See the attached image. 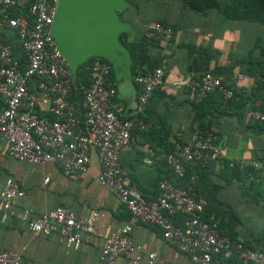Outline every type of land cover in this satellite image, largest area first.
Masks as SVG:
<instances>
[{
    "label": "crops",
    "instance_id": "obj_1",
    "mask_svg": "<svg viewBox=\"0 0 264 264\" xmlns=\"http://www.w3.org/2000/svg\"><path fill=\"white\" fill-rule=\"evenodd\" d=\"M127 1L130 7L119 16L132 26L134 34L121 35L120 42L131 56L135 97L126 87L121 93L117 90L114 104L122 118L143 120L145 129L134 128L129 144L120 152L125 185L140 192L147 201L157 198L159 182L171 177L159 157L165 153L161 146L187 142L197 128L193 122V99L185 84L205 73L220 77L233 89L235 98L222 101L213 93L203 104L208 129L219 136L222 158L206 167H190L188 174L196 176L195 193L203 204V217L216 222L219 231L235 242L263 250L264 125L251 120L248 112L264 113V84L256 80L264 76V25L225 20L216 11L195 14L177 1L145 0L144 6L149 5L150 11L144 14L138 0ZM19 2L24 5L25 0ZM159 21L172 26V40L143 43L141 38L147 37L150 26ZM193 46L211 48L216 54L204 63L190 52L189 47ZM158 67L164 73L163 84L146 104H141V88L134 77ZM238 75L243 78L239 80ZM113 80L116 81L114 72ZM3 109L0 99V112ZM161 139L163 144L158 147ZM100 174L94 154L87 173L66 176L57 163L34 165L13 160L0 139V191L6 179L11 178L25 192L16 201V209L42 214L63 206L79 216L97 213L95 223L77 249L66 248L57 236H34L15 217L0 215V251L21 254L22 264H105L98 259L99 246L118 228L129 225L132 243L140 249L142 260L146 254L154 253L156 264H192L188 254L163 240L157 227L132 219L115 194L100 184ZM180 185L187 189L189 177ZM181 218L173 221L180 223ZM116 264L132 263L119 258ZM216 264L225 262L218 258Z\"/></svg>",
    "mask_w": 264,
    "mask_h": 264
},
{
    "label": "built area",
    "instance_id": "obj_2",
    "mask_svg": "<svg viewBox=\"0 0 264 264\" xmlns=\"http://www.w3.org/2000/svg\"><path fill=\"white\" fill-rule=\"evenodd\" d=\"M57 2L25 0L22 5L19 0H0V99L4 104L0 112V139L7 155L34 165L57 163L66 176H76L88 172L94 154L101 168L100 184L115 194L132 219L157 227L163 240L188 254L192 264H216L218 258L225 264L230 261L264 264V248L253 250L235 242L219 231L216 222L203 217V204L195 193L196 176H188L187 189L161 180L158 196L152 201L125 185L120 152L129 144L132 130L145 129V123L119 114L114 104L117 87L111 77L112 68L102 58L94 57L90 61L91 82L83 89L80 108L70 101L75 86L67 62L50 34ZM3 27L16 33L24 63L14 56L2 35ZM146 36L167 43L173 38V30L155 22ZM163 78L159 67L135 76L134 81L141 88L139 103H147L163 84ZM242 78L238 75L239 80ZM256 80L264 84V76ZM185 87L195 103L211 93L224 101L234 96L228 84L210 73L190 78ZM248 116L264 124L263 112L250 110ZM219 141L215 132L196 128L189 141L174 142L172 149L159 157L177 178L183 179L190 167H206L222 158ZM147 153L153 155L150 150ZM24 194L16 181L6 179L0 191V215L15 217L34 236H57L66 248L77 249L97 219L96 212L79 216L63 206L42 214L16 209V201ZM175 216L183 217L181 225L173 222ZM130 232L131 227L124 225L107 236L98 248L99 261L116 264L119 258H125L132 264H156L154 253L141 259ZM0 264H22V256L0 251Z\"/></svg>",
    "mask_w": 264,
    "mask_h": 264
},
{
    "label": "water",
    "instance_id": "obj_3",
    "mask_svg": "<svg viewBox=\"0 0 264 264\" xmlns=\"http://www.w3.org/2000/svg\"><path fill=\"white\" fill-rule=\"evenodd\" d=\"M129 7L127 0H58L50 34L67 62L74 86L78 67L97 57L111 65L118 92L129 87L135 97L131 56L120 42L121 35L134 34L119 16Z\"/></svg>",
    "mask_w": 264,
    "mask_h": 264
},
{
    "label": "trees",
    "instance_id": "obj_4",
    "mask_svg": "<svg viewBox=\"0 0 264 264\" xmlns=\"http://www.w3.org/2000/svg\"><path fill=\"white\" fill-rule=\"evenodd\" d=\"M166 1H177L183 6V8L195 14L206 15L210 11H216L225 20L252 22V23H258V24L264 25V0H166ZM19 11L24 13V15L26 14V12L23 10L19 9ZM22 13H19L17 15H22ZM159 22L163 24L164 26H169L173 30L172 26L168 25L166 21H159ZM2 35L6 37L7 43L11 45L14 56L18 60H20L21 64L24 63V60H25L24 53L17 41L16 33L10 30L8 27H3ZM141 40L143 43H148V41H150V42L158 44L159 42L153 39H149L145 36L142 37ZM259 44H260V41H259ZM189 48H190V52H195L204 63L209 62L216 54L211 48H208V47L195 48L193 46ZM261 56H264V48L261 49ZM90 61L91 59L88 62L78 67L77 84L75 87H72V91L69 97L70 101H72L77 108H80L81 106L83 89L86 88L91 82L90 70H89ZM137 75H140V74H136L135 76ZM111 76L113 79L112 71H111ZM211 94H209L207 98ZM207 98L203 99L198 104H195L193 101L191 102V106L194 112L193 122L196 124V127L202 131H210L208 129L209 128L208 123H206L207 116H206V111L204 109V104H203ZM219 98L221 99V97ZM234 98H235V94L232 99ZM260 124L264 125L263 123H260ZM167 137L168 135H165V138ZM162 141L163 139H161V142L159 143L158 147H160L163 144ZM161 147L165 148L164 149L165 152H169L172 149V144L164 143ZM169 172L171 174V177H169L166 180L172 182L175 186L181 187L180 185L181 181L188 182L189 174H187L185 178L179 179L175 176L174 173H172L171 170ZM175 217L181 218L182 216H175ZM174 218L172 220H175ZM182 219L183 217L179 219L180 223H176L175 221L173 222H175L178 225H181ZM227 263L235 264L234 261H230Z\"/></svg>",
    "mask_w": 264,
    "mask_h": 264
},
{
    "label": "rangeland",
    "instance_id": "obj_5",
    "mask_svg": "<svg viewBox=\"0 0 264 264\" xmlns=\"http://www.w3.org/2000/svg\"><path fill=\"white\" fill-rule=\"evenodd\" d=\"M144 1H145V0H138V2H139V4H140V5H139V8H141V9L143 8V13H144V14H147V13L150 11V9H149V5H145V6H144ZM150 4H153V3H150ZM143 6H144V7H143Z\"/></svg>",
    "mask_w": 264,
    "mask_h": 264
}]
</instances>
